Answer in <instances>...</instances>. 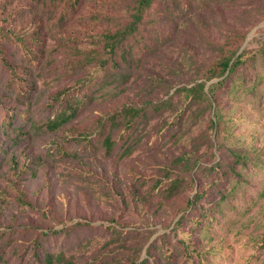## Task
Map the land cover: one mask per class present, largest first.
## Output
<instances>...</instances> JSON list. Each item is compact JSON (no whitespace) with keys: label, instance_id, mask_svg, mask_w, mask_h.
<instances>
[{"label":"rangeland","instance_id":"374dc122","mask_svg":"<svg viewBox=\"0 0 264 264\" xmlns=\"http://www.w3.org/2000/svg\"><path fill=\"white\" fill-rule=\"evenodd\" d=\"M2 1L0 121L15 109L9 84L16 81L7 62L17 67L21 63L23 49L17 37H30L27 33L42 23L17 12L22 7L29 10L30 0H9L10 6ZM130 1L104 0L101 7L117 15ZM250 1L182 0L190 3L185 9L182 4L181 18L175 20L182 32L174 33L140 66H132L123 84L87 86L90 68L78 64L77 47H89L90 36L106 27L105 19L93 20L88 13L98 2L85 1L62 28L40 30L44 55L32 74L30 113L39 123L52 117L67 98L82 97L84 104L75 118L56 130L31 127L29 136L17 143L0 128V264H44L45 253L62 255L71 264H134L146 256L144 264H264V57L257 55L240 65L227 90H217L214 98L208 87L220 78L207 81L204 90L211 109L202 118L191 122L190 110L179 120L173 109L150 114L136 138L126 142L131 149L125 155L120 142L127 135L120 128L113 133L117 142L109 153L96 144L94 133L98 123L123 106L156 102L177 86L203 80L196 79V72L210 66L216 54L190 22L207 23L206 35L219 42L238 29L244 33L241 47H256L264 38V1L249 18L248 9L254 6ZM151 76L180 83L149 92L145 84ZM180 99L174 95L172 102L178 105ZM216 105L220 121L209 136L212 159L200 135L208 119L215 120ZM89 142L97 145L96 151ZM198 143L202 144L195 149ZM230 148L249 151L248 164H236L214 187L194 174L215 159L230 164ZM189 151L197 161L193 179L188 177L165 196L163 170L172 158ZM159 179L162 183L156 186ZM197 191L200 197L195 199ZM181 216L186 220L178 224Z\"/></svg>","mask_w":264,"mask_h":264},{"label":"trees","instance_id":"16d2710c","mask_svg":"<svg viewBox=\"0 0 264 264\" xmlns=\"http://www.w3.org/2000/svg\"><path fill=\"white\" fill-rule=\"evenodd\" d=\"M85 1L88 0H30L29 10L24 7L16 9L21 15L29 14L42 23H36L37 28L27 33L30 37L24 38L22 35L17 37L22 43L23 49L19 67H17V63L11 60L7 62L16 81L9 84V88L12 90L11 96L15 99V109L12 110L11 115L1 119L0 128L9 137L10 141L17 143L24 136H29L31 127L45 132L54 131L75 118L83 106L82 97L67 98L57 107L52 117L47 116L39 123L30 113V100L35 84L32 74L44 55V49L39 39L40 30L44 26L48 27L49 30L64 27L82 8ZM93 1L98 2V8L89 10L88 13L93 20L105 19L106 27L100 33L90 36L88 40L89 47H77V50L81 53L78 64L81 67L88 66L90 68L87 86L90 84L95 85L98 82L102 84L113 82L123 84L126 82L130 76L129 70L132 66H140L145 57L157 52L161 46L173 38L174 33L182 32L175 20L181 18L180 12L183 10V5L185 9L190 4L189 2L183 3L182 0H131L130 3H125L122 6L120 9L121 14L111 15L102 10L101 6L104 0ZM200 1L207 3L212 0ZM262 1L264 0H252L248 3L249 6L254 5L248 9L249 18H253L255 12L262 8ZM2 2L6 6L11 5L9 0H3ZM42 16H45L44 20ZM188 25L191 29L197 30L203 44L216 54V58L210 66L197 70L196 79L203 80L191 85L177 86L168 97L159 101H148L145 105L123 106L119 111L107 115L106 120L98 123L94 131L96 144L106 153L114 148L117 141L114 140L113 133L120 128L121 132L127 135L120 142L122 144L121 154H127L131 147L126 142L133 137L136 138L139 128L147 123L152 113H161L173 109L177 116L176 120H179L185 110H190L189 119L191 122L196 121L199 117L202 118L203 114L211 109V101L204 90L207 81L220 78L208 87L209 94L214 98L217 90H227V82L240 65L253 62L257 55L264 57V38L257 43L256 47L246 49L241 48L244 33L238 29L233 28L228 35L224 36L223 41L219 42L210 39L206 35L208 25L202 20L198 19L196 23L193 21ZM2 51L1 45L0 58L3 57ZM178 83L180 81L169 84L163 77L151 76L145 84V89L149 92L156 88L170 90ZM174 95H179V98H181L178 105L172 102ZM214 110L215 120L208 119L205 132L200 135L203 143L207 145L206 148L209 150L212 159H214L213 143L209 136L220 121L217 105ZM26 124H29V127L24 129ZM123 133L120 134L121 139ZM201 144H195L194 148L198 149ZM89 148L96 151L97 145L89 142ZM229 153L232 158L230 164L215 159L209 166L197 167L194 174L204 180L208 186L214 187L236 164H240L242 167L246 166L249 157H251L246 149L230 148ZM193 154L192 151H189L172 158L169 167L163 170L162 179L165 182L162 191L165 196L175 193L183 183H187L188 177L190 180L193 179L191 170L197 162L193 158ZM177 166L181 167L180 172L173 173L172 169ZM162 179L158 180L156 186L162 183ZM199 197L200 192L197 191L194 198L198 199ZM189 203L194 204L195 202L189 201ZM183 220H186L185 216L178 219V224H181ZM189 222L193 224L195 221L190 219ZM186 247L188 248V246ZM191 251L187 252L190 257L194 255ZM147 260L148 257L146 256L134 264H144ZM61 261L71 264L70 261L64 260L62 255L45 253L43 257L44 264H56Z\"/></svg>","mask_w":264,"mask_h":264},{"label":"water","instance_id":"95a60500","mask_svg":"<svg viewBox=\"0 0 264 264\" xmlns=\"http://www.w3.org/2000/svg\"><path fill=\"white\" fill-rule=\"evenodd\" d=\"M242 48V47H241Z\"/></svg>","mask_w":264,"mask_h":264}]
</instances>
